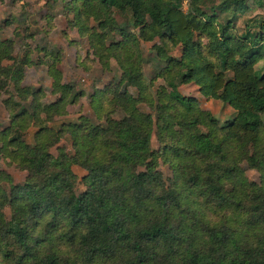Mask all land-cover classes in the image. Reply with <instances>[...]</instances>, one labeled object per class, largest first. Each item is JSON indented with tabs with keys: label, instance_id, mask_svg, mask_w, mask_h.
Listing matches in <instances>:
<instances>
[{
	"label": "trees",
	"instance_id": "16d2710c",
	"mask_svg": "<svg viewBox=\"0 0 264 264\" xmlns=\"http://www.w3.org/2000/svg\"><path fill=\"white\" fill-rule=\"evenodd\" d=\"M249 1L65 2L94 57L120 70L90 97L107 112L103 123L80 115L49 125L83 90L73 91L52 60L58 94L44 102L41 86L23 83L29 50L18 56L15 40L0 37L9 113L0 152L27 171L14 182L0 168V264H264V0H252L262 12L235 29ZM143 41L157 57L149 80ZM156 77L164 83L152 91ZM186 82L228 103L233 116L219 124L179 91ZM66 133L74 151L52 154ZM73 164L85 170L80 178Z\"/></svg>",
	"mask_w": 264,
	"mask_h": 264
},
{
	"label": "rangeland",
	"instance_id": "374dc122",
	"mask_svg": "<svg viewBox=\"0 0 264 264\" xmlns=\"http://www.w3.org/2000/svg\"><path fill=\"white\" fill-rule=\"evenodd\" d=\"M67 1L70 0H0V37L15 40L14 53L18 56L22 55L24 50H29L30 62L25 66L23 83L41 86L44 102L54 100L58 93L51 91L52 77L48 73V63L55 60L56 67L62 72L63 81L73 83V91L83 90L75 102L66 105L65 113L55 115L47 122L56 128L62 121L76 120L80 115L94 123L105 122L107 112L96 111L90 97L95 89H103L113 76L120 72L114 59L110 61L111 68H107L94 57L86 36L81 35L77 27L71 24L73 11L65 6ZM22 11L25 12L27 25L18 19L20 15L22 16ZM261 12L262 8L250 0L248 10L237 18L235 29L244 30L247 19ZM25 26L26 31H24ZM17 32L22 36L20 34L17 36ZM151 43L152 41L142 42L143 71L147 80L154 76L158 66ZM179 52L177 47L173 50L174 54ZM163 83L162 78L156 77L152 79L149 86L153 91ZM129 89L134 90L132 86ZM178 89L183 95L195 98L201 108L210 111L217 118L219 124H223L234 114V109L228 103L203 96L194 82L182 83ZM4 95L0 93V129L9 122V113L2 103ZM139 105L144 110L148 109L144 103ZM152 113L155 117V112L152 111ZM113 115L117 117L119 112ZM35 129L34 125L27 129L24 135L26 141L32 140ZM151 142L153 146H156L154 134H152ZM59 147H63L68 154L74 151L67 133L50 147L52 154L56 155ZM159 167L165 176L172 175L167 163H160ZM0 168L7 170L14 182L22 181L27 175L26 170L18 168L2 152H0ZM72 169L78 178L85 173V170L77 164H73ZM246 174L250 179H259V172L256 169H247Z\"/></svg>",
	"mask_w": 264,
	"mask_h": 264
}]
</instances>
